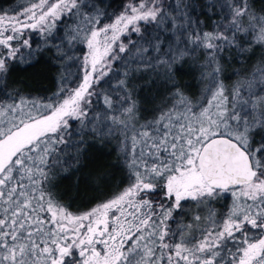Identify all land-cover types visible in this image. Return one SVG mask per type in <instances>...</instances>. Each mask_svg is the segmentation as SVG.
I'll return each mask as SVG.
<instances>
[{"label": "snow or ice", "instance_id": "6c2138e0", "mask_svg": "<svg viewBox=\"0 0 264 264\" xmlns=\"http://www.w3.org/2000/svg\"><path fill=\"white\" fill-rule=\"evenodd\" d=\"M0 264H264V0L0 4Z\"/></svg>", "mask_w": 264, "mask_h": 264}, {"label": "trees", "instance_id": "16d2710c", "mask_svg": "<svg viewBox=\"0 0 264 264\" xmlns=\"http://www.w3.org/2000/svg\"><path fill=\"white\" fill-rule=\"evenodd\" d=\"M23 0H0V4L5 6L11 4V7H16L18 4L22 3ZM231 72V69H229ZM14 78L22 81L25 85H29L36 89H54L55 79H56V68L51 64L46 62V58L41 59L36 62L34 66L24 65L21 66L13 73ZM196 73L188 71L187 74L178 73L177 78L182 84H195ZM194 81V83L192 82ZM195 91V88L192 89ZM111 146L105 149L103 155H98L95 151L91 154V159H86L84 163L87 165L85 172L91 169H102L104 171H111L108 167L114 162L115 153L112 152ZM79 174L76 176L71 175V173L62 175L58 181L61 189H70V186L78 182Z\"/></svg>", "mask_w": 264, "mask_h": 264}, {"label": "rangeland", "instance_id": "374dc122", "mask_svg": "<svg viewBox=\"0 0 264 264\" xmlns=\"http://www.w3.org/2000/svg\"><path fill=\"white\" fill-rule=\"evenodd\" d=\"M194 83V81H192Z\"/></svg>", "mask_w": 264, "mask_h": 264}]
</instances>
